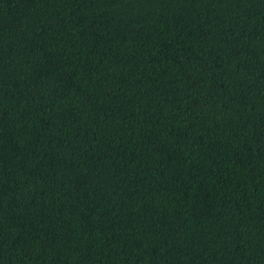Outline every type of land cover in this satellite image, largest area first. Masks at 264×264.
<instances>
[{"label":"trees","instance_id":"trees-1","mask_svg":"<svg viewBox=\"0 0 264 264\" xmlns=\"http://www.w3.org/2000/svg\"><path fill=\"white\" fill-rule=\"evenodd\" d=\"M0 264H264V0H0Z\"/></svg>","mask_w":264,"mask_h":264}]
</instances>
